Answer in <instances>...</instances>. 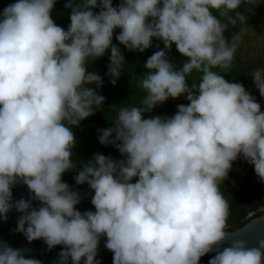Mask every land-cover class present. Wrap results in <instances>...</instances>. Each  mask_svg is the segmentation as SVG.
<instances>
[{"label": "clouds", "instance_id": "clouds-1", "mask_svg": "<svg viewBox=\"0 0 264 264\" xmlns=\"http://www.w3.org/2000/svg\"><path fill=\"white\" fill-rule=\"evenodd\" d=\"M55 3L15 0L0 10V220L14 209L13 232L48 251L61 246L57 264H100L104 237L113 264H199L213 250L209 264H264V239L220 248L230 209L220 186L233 162L242 156L264 183V111L242 83L213 71L231 67L241 32L231 42L224 33L247 23L236 10L255 0H66L67 30L51 17ZM116 29L128 51L143 53L154 39L164 47L156 44L137 79L143 106L113 105L114 126L98 130L121 158L94 153L78 163L73 128L105 101L88 65L110 51L115 85L126 61ZM173 44L187 58L179 68L168 56ZM193 71L200 79L189 86ZM251 75L264 98V67ZM181 96L189 103L172 116L145 118ZM68 171L94 193L95 211L77 210L84 197L63 181ZM18 184L30 199H13ZM27 251L0 240V264H42Z\"/></svg>", "mask_w": 264, "mask_h": 264}, {"label": "trees", "instance_id": "trees-1", "mask_svg": "<svg viewBox=\"0 0 264 264\" xmlns=\"http://www.w3.org/2000/svg\"><path fill=\"white\" fill-rule=\"evenodd\" d=\"M257 0H255L256 2ZM15 0H0V10L7 7L9 4L14 3ZM120 0H113V6H118ZM66 0H56L53 11L51 12V17L54 22L67 30L68 25L70 24V10L64 7ZM253 4H242L239 9L236 11L244 13L249 17L251 8ZM94 12L98 13L99 8L93 9ZM213 14L220 18L222 21L223 17L219 16V12L213 11ZM235 15V13H230ZM238 28L242 32H246V23L240 24L237 22L236 27L229 25L228 29L225 31L224 36L227 41H229L226 36H228L229 31H238ZM119 29L114 31L113 43L120 47L124 57L125 63L123 66L121 77L117 80L116 84L113 85L110 82V77L107 75L108 64H109V55L110 51L106 53L103 57L98 58L94 62H90L88 65L89 72H97L101 75L103 79V85L101 88L97 89L98 94L105 97L104 105L102 110H97L95 115L86 118L83 120L79 127L73 128L75 137H76V147L73 150V159L78 163L83 161L87 162L93 157L94 153H101L104 155L113 156L114 149L111 145L105 146L99 143V129H104L111 126V121L115 112V104L117 106H138L142 107V100L145 96L144 91L138 86L137 79L142 76L147 69L144 67L146 60L157 50L156 44H160V48H163V44L160 41L153 40V46L145 50L143 53L128 51L123 45H120L119 42L115 39V35L119 34ZM230 42V41H229ZM169 59L177 67H181L183 62L187 59L183 57L177 50L176 46L173 44L170 53H168ZM235 57L231 63V67L227 72L223 71L220 68H214L213 71L218 72L223 75L224 78L228 81L234 80V67H235ZM200 73L193 71V73L188 77V84L198 83L200 79ZM89 87L95 88V85H90ZM184 96H181L178 99L169 98L165 103L160 106L159 111H152L150 113H145V117L151 113L165 111L169 109L177 101L184 99ZM113 106V107H112ZM170 116V115H168ZM75 171H68L63 175V181L70 183L74 186H77L82 189H89L87 185H76L74 176ZM135 182V180L133 181ZM247 223V222H246ZM246 223L239 225L243 227Z\"/></svg>", "mask_w": 264, "mask_h": 264}, {"label": "flooded vegetation", "instance_id": "flooded-vegetation-1", "mask_svg": "<svg viewBox=\"0 0 264 264\" xmlns=\"http://www.w3.org/2000/svg\"><path fill=\"white\" fill-rule=\"evenodd\" d=\"M239 31L238 28V31L233 34ZM240 32L241 40L239 43L245 41L247 37L246 32ZM230 37L232 36H226L231 42ZM262 41L263 45L260 51L248 52L242 49L240 45L238 46L234 56L236 63L233 75L234 80L229 82L242 83L246 90L256 97L257 102L261 105V111H264V98L260 96L258 89L255 88L251 75L252 71L264 67V39ZM183 101L187 100L185 98L181 99L169 109ZM188 103L183 102L182 104ZM176 110L177 108L168 115L172 116ZM220 189L230 205L227 232L238 230L240 228L239 225L248 223L264 213V183L255 174L254 166L247 163L242 156L233 162L228 178L223 181Z\"/></svg>", "mask_w": 264, "mask_h": 264}, {"label": "water", "instance_id": "water-1", "mask_svg": "<svg viewBox=\"0 0 264 264\" xmlns=\"http://www.w3.org/2000/svg\"><path fill=\"white\" fill-rule=\"evenodd\" d=\"M189 102V101H183ZM183 102L178 103L182 104ZM117 106V104H115ZM177 105L167 111H160L151 113L145 118H150L153 116H166L170 114L173 110L177 108ZM116 110V107H115ZM116 118V113L114 112L113 119ZM111 126H114L111 123ZM113 147V146H112ZM114 153L113 158L120 159V153L118 150L113 147ZM74 191H78L82 197H84L80 204H78L77 210L84 212L86 210L95 211V208L91 204V196L94 195L89 189H82L77 186H74L68 183ZM21 198L30 199V194L25 185L18 184L13 187V199L19 200ZM34 206H39V202H33ZM19 213H17L14 209L8 213L7 220H0V240L6 241L11 247L15 249L25 248L28 251L25 253L27 257L39 259L42 264H57L58 253L61 251V246H57L51 251L47 250V246L42 240H36L29 243L26 238L21 233L13 232V229L16 227V222L19 217ZM260 239H264V213L252 219L250 222L245 224L243 227L239 228L236 231L229 232L228 239L224 242V244L220 245V248L226 246L233 240H244L246 241L249 247H253L257 245V242ZM106 237L102 238L99 244L98 255L96 257L97 260L100 261V264H113V254L108 251L104 242ZM218 250V249H217ZM216 254V250H213L201 257L199 264H209V260Z\"/></svg>", "mask_w": 264, "mask_h": 264}, {"label": "rangeland", "instance_id": "rangeland-1", "mask_svg": "<svg viewBox=\"0 0 264 264\" xmlns=\"http://www.w3.org/2000/svg\"><path fill=\"white\" fill-rule=\"evenodd\" d=\"M245 41L239 43L240 47L248 52L260 51L264 39V0H257L251 8L249 17L246 23ZM236 31H229V36H233ZM232 38V37H230ZM161 108L157 106L154 111H159Z\"/></svg>", "mask_w": 264, "mask_h": 264}]
</instances>
